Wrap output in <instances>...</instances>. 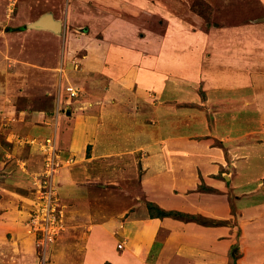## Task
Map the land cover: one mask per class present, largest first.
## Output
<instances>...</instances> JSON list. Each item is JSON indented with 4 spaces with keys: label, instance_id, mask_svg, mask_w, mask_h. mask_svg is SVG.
<instances>
[{
    "label": "rangeland",
    "instance_id": "obj_1",
    "mask_svg": "<svg viewBox=\"0 0 264 264\" xmlns=\"http://www.w3.org/2000/svg\"><path fill=\"white\" fill-rule=\"evenodd\" d=\"M156 6H161L164 12L153 14ZM263 17L264 0H0V200L4 196L7 205L14 206L16 195L13 191L17 192L20 204L22 195L30 197V201L24 202L26 205L22 202L25 208H20L24 210L20 213L19 225L22 239L27 240V243L23 242L24 247L33 249L28 251L32 254V261L28 256V262L23 264H64L68 258L74 264H80L83 242L88 237L91 225L107 220L110 223L108 233L115 243V247L110 243L115 258H105L104 264H118L120 260H126L128 264L130 258L138 264H149L158 255V251L154 254L151 252L148 258L146 255H136L135 260L128 253L124 260L120 256L123 253H119L128 247L121 237L122 225L138 218L144 219L149 213V198L139 188L141 162L137 163L124 155L113 157L105 155L102 150L98 151L99 158L91 162L96 174L84 179L93 182L95 198H89L96 200L94 209L93 205L76 201L75 198L64 201L58 191L65 168L71 166L75 159L70 150H64L67 148L60 142V133L69 131L72 126L71 105L86 104L82 98L88 82L82 71L85 69L86 56L90 57V65L95 68L100 66L103 58H107L106 43L110 42L113 49L124 46L123 40L130 32L125 27L135 30L131 34V43L123 48L127 60L121 58V68L117 64L113 70L120 73V82L127 77L132 67H146L157 74L161 88L150 86L148 91L165 92L164 96L171 93L170 81L173 79L175 87H184L182 89L186 88L189 93L198 85L202 86L206 80L209 83L206 87L212 88L213 82L217 80V97L210 96V103H217V118L233 124L231 116H234L240 122L237 127L241 126L238 127L239 138L245 136V142L252 138L253 148L248 151L245 146L238 144L229 164L231 169L237 168L238 174L234 180L243 184L239 188L240 192L245 193V196L252 192V198L238 200L240 208L237 211L233 209L238 227L236 241L223 259L226 264H233V259L237 264H264V158L261 157L264 135L256 131L249 132L253 127L260 128L258 126L264 112ZM46 19L61 21V30L36 24ZM187 28L210 31L211 44L207 48L201 46L203 49L198 51V47L190 41L196 44L199 41L189 39L191 33ZM215 39L217 41L212 43ZM177 43L181 47L179 50L180 47L176 49L174 46ZM214 44L217 46L213 47ZM150 54L154 57H148ZM195 54H201V57H194L198 60L199 68L176 78V70L179 72L188 66L179 60L186 61ZM209 54L212 56V65L206 62L205 70L216 71V79L213 75L209 79H200L199 69ZM89 82L92 83L91 80ZM73 88L77 91L75 98H71L74 101H66L65 108L57 115V102L62 106L60 97L66 99ZM223 90L231 94L224 96ZM42 112L47 115L43 125L50 128L51 134L35 137L29 133L33 125L31 116ZM246 122L249 126L244 125ZM91 147H87V157L93 153ZM19 159L25 161L18 164ZM48 162L54 166L51 178L55 196L41 219L35 214L38 213L39 204L37 187L39 177L50 174L49 169L47 171ZM17 168L27 171L22 172L28 181L3 190V185L9 187L12 173ZM225 176L229 177V173L226 172L223 178ZM249 181L253 182L247 183ZM198 188L206 190L203 183ZM246 188L253 190L246 192ZM5 206L0 201V210ZM93 210H98L100 216L96 217ZM207 219L225 221L222 224L228 221ZM160 229L157 227V230ZM7 239L10 240L9 235ZM43 240L44 244L39 245ZM18 243L13 241L11 246L15 248ZM166 254L158 264L180 263L176 262L177 259L170 260Z\"/></svg>",
    "mask_w": 264,
    "mask_h": 264
},
{
    "label": "crops",
    "instance_id": "obj_2",
    "mask_svg": "<svg viewBox=\"0 0 264 264\" xmlns=\"http://www.w3.org/2000/svg\"><path fill=\"white\" fill-rule=\"evenodd\" d=\"M155 9L153 14L164 12L161 6L160 8L156 6ZM124 29L130 31L123 40L122 45L124 46L119 45L117 49H113L110 42L106 43L107 58H103L100 66L97 65L98 70L90 65V57L86 56L85 69L82 70L88 80L86 92L82 97L86 100V104L71 105L73 109L70 110L72 126L69 131L65 130L60 133V142L63 147L67 148L64 150H70V154L75 158L71 166H65L67 168L60 179L61 184L58 191L61 199L68 201L75 198L76 201L81 200L93 205L96 201L93 200L95 198L93 182L84 180L87 176L96 174L94 171L96 169H92L91 162L99 158L98 153L101 150L108 156H127L135 162H141L139 173L142 177L139 188L150 202L167 210L228 221L225 224L204 225L193 220L187 222L174 220L170 216L149 217L148 215L144 219L138 218L132 223L130 221L125 223L120 228L121 237L128 245L119 252L123 253L120 256L125 260L124 257L129 253L136 260V255H146L145 257L148 258L149 255L158 251L156 259L152 261L157 264L160 259L165 258V253L170 260L177 259L176 262H180L178 264H218L219 260H222L220 264H226L223 258L235 245L238 228L233 209L240 208L238 200L244 197L245 199L252 198V192L246 196L245 193L240 192L239 188L243 184L234 180V176L238 174L237 168L231 169L229 164L238 144L245 146L248 151L251 150L252 138H249L247 142L243 141L245 136L239 138L238 127L241 126L237 127L240 122L234 119V116H231L233 124L224 122L223 118H217V103H210L211 97H217V80L213 82L212 88L206 87L209 84L206 80L202 86L198 85L189 93L190 91L185 90L186 88L182 89L184 87H175V79H173L170 81L172 82L171 93L164 96L165 92L160 94L148 91L150 86L154 88L158 86L160 90L161 88L157 74L146 67H132L127 77L120 82V73L113 70L117 64L120 65L121 58L127 60V54L123 48L131 43V34L135 30L127 27ZM187 29L191 33L189 39L199 41L196 44L195 41L188 39L193 42V46L198 47V51L203 49L201 46L207 48L211 44L210 31ZM216 41L217 39L212 40V43ZM174 46L177 49L180 44L177 43ZM215 46L217 44L213 45ZM179 49L181 47L177 50ZM176 54L179 55V53ZM148 57L154 56L150 54ZM194 57H201V54L192 55V58L186 61L179 60L181 64L188 66L182 71L176 70L177 73H174L177 75L176 78H181L180 75L199 68L197 67L198 60ZM211 57L209 54L203 59L199 69L200 79L203 77L209 79L212 75L216 79V71L205 70L206 62H211ZM209 65H212V62ZM90 80L91 84H89ZM221 92L224 96L231 94L227 90ZM60 99L62 110L66 106V101L68 103L74 101V99H69V102L64 96ZM262 113L263 118L258 126L260 128L253 127L249 132L256 131L259 135H264V112ZM46 116L43 112L31 116L33 125L29 131L30 135L42 137L51 134L50 128L43 125ZM217 123L220 128L217 127ZM89 146H92L93 153L91 152V156L87 157L86 151ZM261 155L264 158L262 150ZM24 161L19 159L17 163L21 164ZM22 171L26 170L17 168V171L12 173L13 179L9 187L5 184L2 189L6 190L17 183L23 185L24 181H28ZM226 172L229 173L230 178L226 176V179L223 178ZM89 179L92 181L93 177ZM201 183L204 184L206 190L198 188ZM249 190L253 189H245L246 192ZM13 193L16 195L17 202L14 206L7 205L8 201L4 196L0 200L6 205L3 210H0V264H23L27 263L28 259L32 261V254L28 251H33V249L24 247L23 242L27 243V240L22 239L23 236L19 229L20 213L24 211L20 208H25L22 202L30 201V197L22 195V198H19L21 205L18 203L17 192L13 191ZM94 207L93 205V209ZM93 213L96 217L100 216L98 210H93ZM95 224L97 225H91V230L87 233L88 237L83 242L80 264H104L105 258L109 256L115 258V253L111 252V244L115 247V243L112 242L113 239L108 233L109 220L98 221ZM157 227L161 229L157 230ZM126 231H128V236H126ZM8 235L10 240L7 239ZM12 240L19 241L17 247L11 246ZM125 261L120 260L118 264H126ZM152 262L149 264H155ZM64 264L74 263L71 258H68V262L66 259ZM128 264H138V262L130 258Z\"/></svg>",
    "mask_w": 264,
    "mask_h": 264
},
{
    "label": "built area",
    "instance_id": "obj_3",
    "mask_svg": "<svg viewBox=\"0 0 264 264\" xmlns=\"http://www.w3.org/2000/svg\"><path fill=\"white\" fill-rule=\"evenodd\" d=\"M76 95H77V91L73 88L69 92V95H67V98L69 100L72 97L75 98ZM57 105H58V107L56 108L55 112L58 115L60 110H62V108H61V106H59V101L57 102ZM48 142H49V140H47V143ZM48 169L50 171V174H48V175L47 174H45V175L42 174V176L39 177L40 181H39V185L37 187L38 196H39V198H38L39 204L37 206L38 213L36 212L35 214L36 215L38 214L41 217V219H42V214H44L48 210V208L50 207L49 205L51 204L52 198H53V196H55L54 187H53L52 178H51V174L54 171V166H53L52 163H49V162L47 163V171H48ZM43 204H46V205L43 206ZM32 221L35 222L36 220L32 219ZM43 244H44V240L39 243V245H43Z\"/></svg>",
    "mask_w": 264,
    "mask_h": 264
},
{
    "label": "trees",
    "instance_id": "obj_4",
    "mask_svg": "<svg viewBox=\"0 0 264 264\" xmlns=\"http://www.w3.org/2000/svg\"><path fill=\"white\" fill-rule=\"evenodd\" d=\"M23 28V27H22ZM18 29H21V27H19ZM147 209H148V215L149 217H166V216H170V217H174V218H181V219H185V220H194L198 223L201 224H222L225 221H213L211 219H207L204 218L200 215L197 214H189V213H185V212H181V211H177V210H166L161 208L160 206H158L157 204L153 203V202H147ZM222 222V223H221Z\"/></svg>",
    "mask_w": 264,
    "mask_h": 264
},
{
    "label": "water",
    "instance_id": "obj_5",
    "mask_svg": "<svg viewBox=\"0 0 264 264\" xmlns=\"http://www.w3.org/2000/svg\"><path fill=\"white\" fill-rule=\"evenodd\" d=\"M264 19V17H263ZM39 27H43V28H52L53 30L54 29V26H57L59 31L61 30L62 28V22L59 21V20H55V19H46V20H41L39 21L38 23H36ZM57 31V30H56ZM233 264H237L236 263V260L233 259Z\"/></svg>",
    "mask_w": 264,
    "mask_h": 264
},
{
    "label": "bare ground",
    "instance_id": "obj_6",
    "mask_svg": "<svg viewBox=\"0 0 264 264\" xmlns=\"http://www.w3.org/2000/svg\"><path fill=\"white\" fill-rule=\"evenodd\" d=\"M54 28H55L56 30H59L57 26H54Z\"/></svg>",
    "mask_w": 264,
    "mask_h": 264
}]
</instances>
